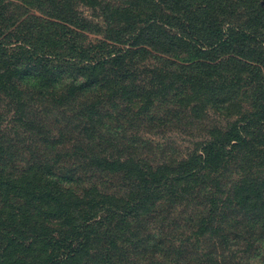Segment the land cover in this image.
<instances>
[{
  "label": "trees",
  "instance_id": "trees-1",
  "mask_svg": "<svg viewBox=\"0 0 264 264\" xmlns=\"http://www.w3.org/2000/svg\"><path fill=\"white\" fill-rule=\"evenodd\" d=\"M0 264H264V0H0Z\"/></svg>",
  "mask_w": 264,
  "mask_h": 264
},
{
  "label": "rangeland",
  "instance_id": "rangeland-1",
  "mask_svg": "<svg viewBox=\"0 0 264 264\" xmlns=\"http://www.w3.org/2000/svg\"><path fill=\"white\" fill-rule=\"evenodd\" d=\"M174 136H175L176 139H178L179 141H181V139H180L179 136H177V135H175V134H174Z\"/></svg>",
  "mask_w": 264,
  "mask_h": 264
}]
</instances>
